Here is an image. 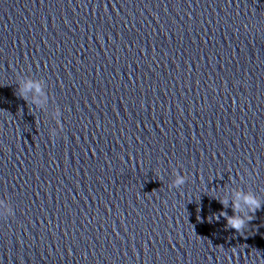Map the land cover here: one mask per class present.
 <instances>
[{"label": "clouds", "instance_id": "clouds-1", "mask_svg": "<svg viewBox=\"0 0 264 264\" xmlns=\"http://www.w3.org/2000/svg\"><path fill=\"white\" fill-rule=\"evenodd\" d=\"M28 89H31L33 87L32 83L29 82L26 86ZM36 91H39V87H36ZM22 99H25V97L21 96ZM59 115V114H58ZM61 116V115H60ZM60 116H59V123L56 121L57 127L60 128ZM50 135L56 136L57 135V128H53L50 130ZM186 180L179 176L172 187L179 188L180 186L184 185ZM249 206V212L247 219L237 216L235 214L236 209L239 208V205H234L233 215L228 216V214L224 211H221L218 216H216V219L219 220L220 217H224L227 221V227L230 229H234L237 233L242 232L246 226L249 224L250 221L253 220L254 214L257 210L261 209L262 205L254 196L253 197H245L244 201ZM221 204H224V201H220ZM13 214L12 208L8 205L7 202L0 203V216H11Z\"/></svg>", "mask_w": 264, "mask_h": 264}]
</instances>
